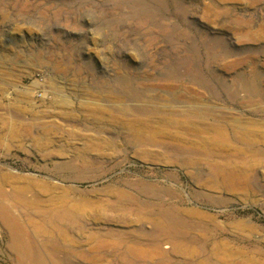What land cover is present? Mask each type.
I'll return each instance as SVG.
<instances>
[{
    "label": "rangeland",
    "instance_id": "374dc122",
    "mask_svg": "<svg viewBox=\"0 0 264 264\" xmlns=\"http://www.w3.org/2000/svg\"><path fill=\"white\" fill-rule=\"evenodd\" d=\"M0 192V264H264V0H0Z\"/></svg>",
    "mask_w": 264,
    "mask_h": 264
},
{
    "label": "bare ground",
    "instance_id": "6f19581e",
    "mask_svg": "<svg viewBox=\"0 0 264 264\" xmlns=\"http://www.w3.org/2000/svg\"><path fill=\"white\" fill-rule=\"evenodd\" d=\"M137 143H142L144 140L136 139ZM212 169L218 177L220 178V182L217 181L211 182L212 186L216 185L219 187H225L228 190L235 189L241 182L247 180V173L235 166H230L228 168L221 167L219 164H214ZM219 183V184H218ZM144 193V192H143ZM147 193V192H146ZM145 193V194H146ZM143 195V194H142ZM150 196V195H149ZM11 198L10 195L6 193L0 192V222L6 226L11 232V243L12 250L17 253L26 256V258H31V250L28 247V236L23 231V226L19 222V218L13 214V209L19 210V206H13L12 204H8L7 200ZM160 200V199H159ZM18 201H24L22 196L18 197ZM26 203V202H25ZM31 205L35 214L43 217L44 222L53 223L56 221H74L77 224V227L82 228L81 220H79L78 215L72 210L67 201H62L59 206H55L54 204L45 205L40 202L36 203H28ZM122 208V207H121ZM125 212V211H124ZM161 219V223L163 225V231L168 234V240L176 241L177 245L174 248V251L180 250L181 241L179 240L180 235L183 233V223L177 221L174 218V214L177 213L175 209L169 210H159ZM30 224L36 225L33 221H29ZM37 228H41L40 225H37ZM93 239L100 243V245H105L106 243H119L120 234L116 233L112 230H107L104 234H93ZM132 254L136 256H142L143 252L139 250L131 251ZM38 264H44L43 260L40 259Z\"/></svg>",
    "mask_w": 264,
    "mask_h": 264
},
{
    "label": "built area",
    "instance_id": "2783aa9c",
    "mask_svg": "<svg viewBox=\"0 0 264 264\" xmlns=\"http://www.w3.org/2000/svg\"><path fill=\"white\" fill-rule=\"evenodd\" d=\"M41 96H42V94H41V93H39V94H38V97H41Z\"/></svg>",
    "mask_w": 264,
    "mask_h": 264
}]
</instances>
